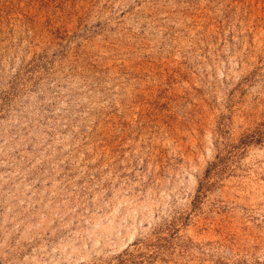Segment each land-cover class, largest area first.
Here are the masks:
<instances>
[{
    "label": "rangeland",
    "instance_id": "rangeland-1",
    "mask_svg": "<svg viewBox=\"0 0 264 264\" xmlns=\"http://www.w3.org/2000/svg\"><path fill=\"white\" fill-rule=\"evenodd\" d=\"M0 264H264V0H0Z\"/></svg>",
    "mask_w": 264,
    "mask_h": 264
}]
</instances>
